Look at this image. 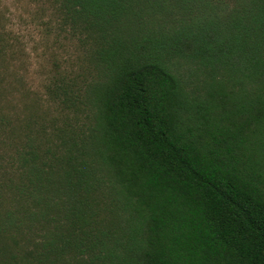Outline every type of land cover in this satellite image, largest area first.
Here are the masks:
<instances>
[{
  "label": "trees",
  "instance_id": "obj_1",
  "mask_svg": "<svg viewBox=\"0 0 264 264\" xmlns=\"http://www.w3.org/2000/svg\"><path fill=\"white\" fill-rule=\"evenodd\" d=\"M31 2L78 54L24 91L0 15V264H264V0Z\"/></svg>",
  "mask_w": 264,
  "mask_h": 264
},
{
  "label": "rangeland",
  "instance_id": "obj_2",
  "mask_svg": "<svg viewBox=\"0 0 264 264\" xmlns=\"http://www.w3.org/2000/svg\"><path fill=\"white\" fill-rule=\"evenodd\" d=\"M0 15L7 33L20 43L21 51L11 63L14 73L11 79L16 85L17 81L24 91L43 93L51 72H55L56 62L61 68L71 70L78 54L77 47L72 42L64 39L59 42L54 35H48L37 17V4L31 0H0Z\"/></svg>",
  "mask_w": 264,
  "mask_h": 264
}]
</instances>
